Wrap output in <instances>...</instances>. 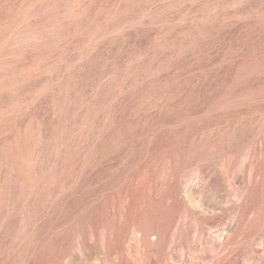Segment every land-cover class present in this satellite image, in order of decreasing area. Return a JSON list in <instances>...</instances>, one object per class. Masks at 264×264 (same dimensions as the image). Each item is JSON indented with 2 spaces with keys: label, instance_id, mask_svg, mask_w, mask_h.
I'll use <instances>...</instances> for the list:
<instances>
[{
  "label": "rangeland",
  "instance_id": "1",
  "mask_svg": "<svg viewBox=\"0 0 264 264\" xmlns=\"http://www.w3.org/2000/svg\"><path fill=\"white\" fill-rule=\"evenodd\" d=\"M0 264H264V0H0Z\"/></svg>",
  "mask_w": 264,
  "mask_h": 264
}]
</instances>
